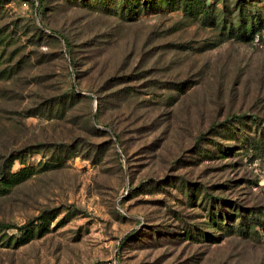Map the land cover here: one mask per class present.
Instances as JSON below:
<instances>
[{"label": "rangeland", "instance_id": "rangeland-1", "mask_svg": "<svg viewBox=\"0 0 264 264\" xmlns=\"http://www.w3.org/2000/svg\"><path fill=\"white\" fill-rule=\"evenodd\" d=\"M114 1L0 0V264H264V0Z\"/></svg>", "mask_w": 264, "mask_h": 264}, {"label": "trees", "instance_id": "trees-1", "mask_svg": "<svg viewBox=\"0 0 264 264\" xmlns=\"http://www.w3.org/2000/svg\"><path fill=\"white\" fill-rule=\"evenodd\" d=\"M129 1H134V0H128V2H127V4L129 3ZM145 0H142V3L144 2ZM146 1H148V0H146ZM151 1H153V0H151ZM124 2H125V0H119V1H117V0H115L114 1V3H118V4H120V6H121V9H124ZM39 5H40V1H39ZM129 5V4H128ZM133 7V6H132ZM131 11V6L129 7L128 6V9H127V11ZM34 172H33V170H29V171H26V173L24 174V178H27V177H29L30 175H32ZM12 177L10 176V179H11ZM5 181H7V179H5L3 182L5 183ZM11 180H9V182H10ZM1 182V181H0ZM10 226L9 225H5V224H2V223H0V229H4V228H9ZM26 227V226H25Z\"/></svg>", "mask_w": 264, "mask_h": 264}]
</instances>
